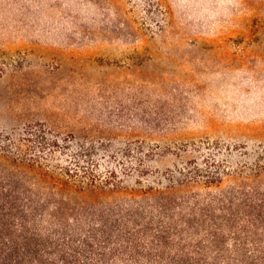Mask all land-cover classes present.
<instances>
[{"label": "rangeland", "instance_id": "rangeland-1", "mask_svg": "<svg viewBox=\"0 0 264 264\" xmlns=\"http://www.w3.org/2000/svg\"><path fill=\"white\" fill-rule=\"evenodd\" d=\"M31 129L58 141L46 165L99 176L141 159L152 173L112 196L85 188L88 201L189 161L221 173L214 192L264 190V0H0V145Z\"/></svg>", "mask_w": 264, "mask_h": 264}, {"label": "trees", "instance_id": "trees-1", "mask_svg": "<svg viewBox=\"0 0 264 264\" xmlns=\"http://www.w3.org/2000/svg\"><path fill=\"white\" fill-rule=\"evenodd\" d=\"M26 132L4 136L8 142L0 145V153L13 154L11 168L0 167V264H264L263 189L214 192L210 186L221 181V173L189 161L176 170L178 176L161 175L165 183L92 202L82 196L85 188L112 196L125 190L124 177L136 174L142 185L152 173L141 159L137 167L123 165L120 173L116 168L99 176L82 173L81 165H46L40 154L58 141L45 129ZM87 153L75 152L74 160L80 164ZM201 180L205 193H188Z\"/></svg>", "mask_w": 264, "mask_h": 264}]
</instances>
